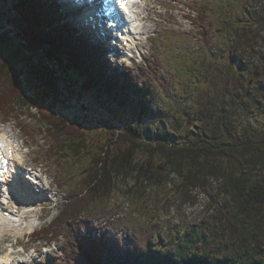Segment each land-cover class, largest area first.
Masks as SVG:
<instances>
[{
    "label": "trees",
    "instance_id": "16d2710c",
    "mask_svg": "<svg viewBox=\"0 0 264 264\" xmlns=\"http://www.w3.org/2000/svg\"><path fill=\"white\" fill-rule=\"evenodd\" d=\"M225 2H184L193 11L194 17H188L199 20L203 45L195 58L186 54H180V60L177 57L190 77L181 82L189 89L181 86L180 106L169 109L174 103L161 106L142 99L135 121L116 124L111 122V115L103 112L96 97L87 96H93L98 88L109 94L124 87L131 89L130 74H108L102 48L87 43L72 27L59 23L57 2L0 0V112L12 105L15 114L25 111L36 118L40 130L58 152L51 158H76L83 170L76 192L66 197L61 213L45 229L47 234L59 235L54 229L58 224L69 227L87 206L109 199L118 182L130 187L128 195L133 197L148 195L153 187L169 195L167 187L176 171L182 179L179 185L186 190L206 186L209 179L217 178L221 183L218 195L230 197V201L221 203L211 221L186 224L183 230L168 232V242L161 238V231L141 247L131 246V240L122 245L121 240L112 237L94 239L72 234L77 255L65 257L64 264H264V245L251 244L252 233H247L245 226L250 218L262 228L264 220V180L253 177L256 164H264V142L246 135L248 129L244 128L240 136L236 131L241 129L228 126L239 119L232 116L230 109L239 108V95L235 93L225 102L222 99L223 88L233 82V72L242 75V70L251 68L253 59L259 57L251 47L247 53H239L236 38L244 40L254 31L258 34L264 30V0H245L239 5L231 3L230 7ZM208 48L219 56L218 63ZM196 59L201 63L197 68L193 65ZM71 70L81 75L79 85L70 82ZM201 80L207 89L198 100L192 99ZM160 84L168 86L166 82ZM246 90L248 93L241 95L247 98L246 106H264L262 85ZM199 102L208 108L207 112L200 110ZM74 103L86 111L80 120H70L60 111L62 106ZM94 123L107 128L111 138L94 142L88 133ZM234 153L254 165L242 168L232 159ZM237 227L243 230L235 237Z\"/></svg>",
    "mask_w": 264,
    "mask_h": 264
},
{
    "label": "rangeland",
    "instance_id": "374dc122",
    "mask_svg": "<svg viewBox=\"0 0 264 264\" xmlns=\"http://www.w3.org/2000/svg\"><path fill=\"white\" fill-rule=\"evenodd\" d=\"M58 1L64 3L66 0ZM181 1L192 2V0ZM243 1L245 0H226L224 4L230 7L231 3L239 5ZM252 1L254 2V0ZM213 2L215 3V1H211V3ZM140 3L135 9H140L142 24L137 28L138 33H135V45L133 46L137 47H134V52H130L131 47L123 49V54L113 49L114 41H101L106 44H102L105 49L102 61L105 63L107 73L114 74L127 68V74H130L133 80L132 88L124 87L121 91L112 94L98 88L95 93H92L93 96H87V99L96 97L97 102L103 105V112L111 115V122L116 124L125 120L127 122L135 121L142 99L161 106L174 103L169 109L179 107V100L182 99V95H180L182 87L189 89L187 84L181 85V82L190 77L184 64L178 63L177 57L180 54H186L190 58H195L202 51L203 40L198 33L199 20L196 21L188 17L193 13L189 6L181 3L180 0L177 2L149 0V4L145 0H141ZM64 4L68 6V3ZM67 8L71 9L72 7ZM82 10L83 8L78 9V11ZM75 18V15L71 17L74 22H77ZM256 32L254 31V34L249 36L250 38L247 37L244 40L242 37L236 38L239 53L242 51L247 53V48L250 47L255 48L259 52L257 59L264 61V30L259 31L258 34ZM236 35L238 34L236 33ZM91 38L93 40L91 42H94L93 35ZM119 43L117 42V44ZM208 50H210L214 62L218 63L219 56L216 57L212 49L208 48ZM132 54L134 57H130ZM245 57L248 60L249 57L247 55ZM257 59H253L251 68L247 66V69L242 70V75L233 72L234 77L230 78L233 82L232 84L227 83L223 88L222 99L225 102L232 99L235 93L239 95L237 103L239 108L230 107L233 110L232 116H238L239 119L236 123L230 122L228 126L231 128L236 126L237 129H241L239 132L236 131L240 136L245 129H248L246 135L252 134L255 139H261L264 142V106L260 108L246 106L244 100L247 98L241 96L248 93L246 87L253 89L262 85L264 88V63L258 62ZM199 60L193 61L195 68L197 65H201ZM192 70L195 69L192 68ZM69 76L70 82L74 84L79 85L82 82V77L77 72L71 70ZM246 78H249V82ZM121 80L123 79L121 78ZM162 82L164 84L166 82L168 86H161ZM135 87L138 92H135ZM206 89L207 87L201 80L196 88L197 95L196 97L192 96V99L198 100L200 93L205 92ZM4 93L7 95L8 90ZM225 94L230 98L227 99ZM105 100H107L106 103ZM216 101H219V97H216ZM200 106L201 111H208V108L202 103ZM6 109V112H0V129L2 130L0 135L13 140L17 145L21 163L36 167V171L42 176V186H37L30 183V179L21 175V178L29 183L30 188L34 189L30 190L31 196L28 202L17 196L19 192L16 194L11 191L12 189L1 187V193H3V189H7L10 202L6 207L9 208V212L18 216L12 218L14 226H11V229L0 228V253L6 254L13 250V255L17 260H26L22 264H64L65 257L75 258L77 254L71 243L72 234L76 237L91 234L98 239L101 236L112 237L121 240L122 245L127 244L129 242L127 240H131L133 242L131 246L141 247L143 244H149L154 236H158L157 232L161 231L163 233L161 238L168 242L171 239L168 232L183 230L186 224L211 221L212 217L218 214V209H221V203L230 201V197L224 194L218 195L221 183L217 178L209 179L206 186L200 185L186 190L185 187L182 188L179 185L182 179L179 172L175 171L172 173V180L167 187L169 195H163L161 188L153 187L148 195L133 197L131 194L128 195L130 187L118 182L109 199L88 204L89 206L82 212V215L76 217L74 222L70 221L69 227L65 225L63 228V224L57 226L55 224L53 228L56 226L54 229L59 235L47 234L45 229H48L52 225V221L61 213L66 197L70 196L72 192H76L83 170L78 167L79 162L76 158L69 157L61 160L51 158L52 153L58 154V152L56 148H52V142L43 130H40L39 121L36 118L29 117L25 111L15 114L12 105ZM60 111L70 120H80L81 113L86 112L76 103L62 106ZM225 113H228L227 109ZM88 133L94 142L102 143L111 138V132L98 123H94L92 130H89ZM243 140L246 138L243 137ZM261 141L259 140V142ZM245 158L236 153L232 157L242 168L248 165L249 169L254 164L250 161L247 162ZM84 160L89 163L90 158L86 157ZM256 165L257 170L253 173V177L264 180V164ZM70 177L72 179H69ZM9 182L14 187L18 186L13 180ZM70 182L73 184H69ZM2 222L5 225L10 224V220ZM261 224L262 228L250 218L245 223L246 232L249 230L253 234L249 233L251 244L256 242L259 245H264V220L261 221ZM35 230L36 232L31 234ZM242 230L243 227H237L235 231L238 233L234 236L236 237ZM250 235L256 241L251 240ZM256 236L258 237L256 238Z\"/></svg>",
    "mask_w": 264,
    "mask_h": 264
},
{
    "label": "bare ground",
    "instance_id": "6f19581e",
    "mask_svg": "<svg viewBox=\"0 0 264 264\" xmlns=\"http://www.w3.org/2000/svg\"><path fill=\"white\" fill-rule=\"evenodd\" d=\"M134 1H137V0H130L129 5ZM66 3H68V2H66ZM70 6H71V4L68 3L67 7H70ZM139 19H140V17H137V18H135V21L133 20V21H131L130 25H127L128 22H127L126 17H125L127 28L124 31V36L126 37L127 41H132L133 45H135V33H138L137 28L139 27V25H138ZM88 26H90L92 31L98 30L100 32L101 36H103V38H105L104 35L105 36L108 35V34L106 35V33H108V32L106 31V29L104 27H101V29L103 31V34H102L101 30L99 29V25L92 26L90 24H86L82 28L83 32H87L89 30ZM122 27H124V24H122ZM129 37L132 39H130ZM120 73H121V75H127V68H124V70H121ZM7 141L8 140H4V142H7ZM13 145H14V143H13ZM15 149H17L16 146H15ZM18 153H19L18 150L14 151L13 160H12V163L10 165V168H9V170H5V172H4L5 173L4 182L3 183L0 182V228L5 227L6 230L11 229L10 227L14 226L12 223V221H14V220L12 218H15V216H18V215L14 214L13 212H9V208L6 207V205H8L10 202L8 194L6 192L7 189H3V193H1V190H2L1 187L4 186L6 188H9L10 190L12 189L11 191L16 193V194H17V192H19L17 194V196H19L22 199H26L27 202L30 201L31 191L34 190L33 187L30 188L28 182H26L25 180H23L21 178V174L18 171V166L21 163V160L19 158ZM27 172H28V170L24 171V173H27ZM35 177L37 180L39 179V177H37V176H35ZM25 178H26V175H25ZM10 180L15 181L18 184V186L14 187L13 185H10V182H9ZM30 183H32V180H30ZM7 218H9V219H7ZM5 220L6 221L10 220V224L5 225L2 222ZM2 225H4V226H2ZM11 255H12L11 252H6V254H3V252L0 253V264H11V262H10Z\"/></svg>",
    "mask_w": 264,
    "mask_h": 264
}]
</instances>
